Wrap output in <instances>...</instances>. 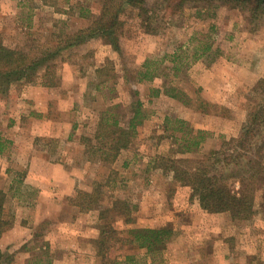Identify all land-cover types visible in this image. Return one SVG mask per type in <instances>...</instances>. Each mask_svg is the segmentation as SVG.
I'll use <instances>...</instances> for the list:
<instances>
[{"label": "rangeland", "instance_id": "1", "mask_svg": "<svg viewBox=\"0 0 264 264\" xmlns=\"http://www.w3.org/2000/svg\"><path fill=\"white\" fill-rule=\"evenodd\" d=\"M104 1L0 0V44L34 57L61 51L47 79L42 67L35 82L0 86V192L3 219L12 225L0 238V264H104L95 244L103 228L126 237L137 229L169 232L150 254L116 245L109 258L242 264L245 241L258 234L264 243V184L257 187L254 217L233 220L201 209L166 161L194 167L183 161L239 140L251 113L264 108V84L258 86L264 82V10L256 15L208 4L176 10L175 3L149 0V16L129 8L122 13L118 49L97 37L64 47L99 19ZM206 46L211 49L204 53ZM144 64L150 80L140 79ZM251 78L258 81L246 90L242 84ZM172 87L183 100L169 97ZM137 103L148 117L128 148L114 162L104 161L93 147L105 112H117L125 126ZM166 118L207 133L195 154L177 153ZM39 203L48 214L38 212ZM38 214L49 220L40 223ZM16 226L23 230L2 242Z\"/></svg>", "mask_w": 264, "mask_h": 264}, {"label": "trees", "instance_id": "2", "mask_svg": "<svg viewBox=\"0 0 264 264\" xmlns=\"http://www.w3.org/2000/svg\"><path fill=\"white\" fill-rule=\"evenodd\" d=\"M149 0H105L100 17L85 30L78 32L65 41L64 47L75 44H83L90 38H101L107 44L118 49L122 29L121 20L125 9L139 11L141 17L149 16L151 7L147 6ZM168 4H174V9H181L187 4H208L211 6H223L232 9H247L252 14L264 10V0H161ZM171 8V7H170ZM151 15V14H150ZM147 18V17H146ZM211 49L206 46L203 49L207 53ZM60 50L45 51L40 56H32L17 50H12L0 44V86L8 85L13 81L32 83L37 80V72L44 67L45 78L51 76V64L60 55ZM144 72L140 79L150 80L152 75L149 66L144 64ZM105 67L98 69L103 73ZM264 82H260L261 86ZM47 85H53L47 82ZM262 87V86H261ZM259 87V89H261ZM170 98L183 100V95L175 88H170ZM168 92V89H166ZM186 103V102H185ZM131 118L125 126L117 112H105L97 132L94 153H102L107 156L104 161L114 162L122 150L128 148L136 134V129L148 117L146 110L140 103L131 106ZM250 124L243 130L241 138L236 141L223 142L217 151L205 154L201 160L183 161L184 164H195L194 167L176 166L178 161L168 159V170L175 174L176 182L184 187L191 188L193 195L198 199L201 209L209 214L229 213L233 220L248 221L255 215L254 203L258 184H264V168L261 160L264 159V108L254 110L250 115ZM166 132L177 145V153L195 154L204 141L206 132L196 131L177 119L166 118ZM104 144V145H103ZM234 145V147H232ZM176 164V165H175ZM245 165V166H244ZM246 169H244V167ZM262 182V183H261ZM4 196L0 192V238L12 225L10 221L3 219ZM122 233L106 228L101 230V235L95 244L98 255L104 259V264H138L135 256H110L112 247L136 246L147 253L158 248L169 239L166 230L137 229L129 231V237L121 236ZM4 255L0 250V262Z\"/></svg>", "mask_w": 264, "mask_h": 264}, {"label": "crops", "instance_id": "3", "mask_svg": "<svg viewBox=\"0 0 264 264\" xmlns=\"http://www.w3.org/2000/svg\"><path fill=\"white\" fill-rule=\"evenodd\" d=\"M257 81H258L257 78H251L250 82L244 81L243 84H242V86H246V90H247V88L248 89H251V88H253L255 86V84H256ZM68 191L69 190H66L65 193H68ZM44 194H45V192H40L41 199H43ZM41 206L42 205H40V203H39V205H38L39 211L38 212H43L45 215L48 214L47 211H45L42 208H40ZM259 215H260V217H259ZM259 215H258L259 218H257L258 221H259V219L262 216L261 214H259ZM37 217H38L40 223L43 222V221L49 220L47 218V216H44L42 214L41 215L38 214ZM22 230H23V228H21V226H16V229L14 230V232H8V233H6L3 236L2 242L3 241L4 242L9 241L10 238L12 236H14V233H19ZM24 231H27V229H24ZM257 235L258 234H255L254 235V237L252 239L253 241H251L250 243H248L247 241H245L246 242V245H244V246L246 247V249H245L246 252H244L242 254V264H264V245H261L263 243V240L262 239L259 240V236L260 235H258V236ZM45 236H44V239L43 240L49 241L50 237H48V235H45Z\"/></svg>", "mask_w": 264, "mask_h": 264}]
</instances>
